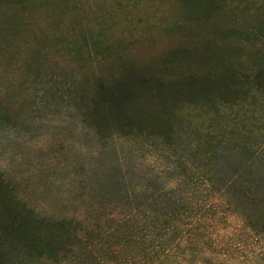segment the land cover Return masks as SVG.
Instances as JSON below:
<instances>
[{
	"label": "rangeland",
	"instance_id": "374dc122",
	"mask_svg": "<svg viewBox=\"0 0 264 264\" xmlns=\"http://www.w3.org/2000/svg\"><path fill=\"white\" fill-rule=\"evenodd\" d=\"M239 1L248 6V0ZM182 4L0 0V183L8 185L15 209L23 202L38 218L69 221L72 243L88 230L113 238L127 226L146 223L149 211L161 213L169 196H189L188 188L178 187L192 171L184 144L152 145L118 134L101 139L82 122L78 99L85 78L92 84L98 74L152 62L171 48L194 44L218 28L245 26L254 17L249 10L236 15L226 10L213 22L190 23V9ZM83 41L86 49L79 57L75 47ZM93 48L104 56L92 55ZM262 113H257L258 122H264ZM176 128L192 132L186 121L179 120ZM149 185L151 190L162 185L158 207H149ZM3 195L0 249L10 248L7 263L21 264L27 261L24 247L3 236L8 221ZM209 199L214 210L200 211L206 221L196 231H209L208 238L200 241L199 233L182 244L197 243L202 263L264 264V234L250 227V206L231 187ZM27 230L37 242L50 240L54 247L60 241L55 229L29 223ZM73 246L66 256L28 260L74 264L79 244Z\"/></svg>",
	"mask_w": 264,
	"mask_h": 264
},
{
	"label": "trees",
	"instance_id": "16d2710c",
	"mask_svg": "<svg viewBox=\"0 0 264 264\" xmlns=\"http://www.w3.org/2000/svg\"><path fill=\"white\" fill-rule=\"evenodd\" d=\"M180 1L190 9V23L213 22L226 10L235 15L249 10L254 17L245 26L218 28L194 44L171 48L152 62L98 74L92 84L85 78L78 99L82 122L101 139L118 134L152 145L184 144L192 171L178 187L188 188L189 196H169L161 213L149 211L146 223L127 226L113 238L94 230L75 235L79 248L74 264H215L213 259L199 261L197 243L182 242L199 233L200 241L208 238L209 231L196 233L206 221L200 211L214 210L209 197L230 187L252 209L250 227L264 234V122H258L257 115L264 114V0H248V6L239 0ZM75 49L81 57L85 42ZM91 52L103 55L99 48ZM179 120L192 132L178 130ZM161 186L151 190L149 185V207L159 206ZM0 192L7 196L5 182ZM12 204V198L4 196L1 207L8 221L3 236L24 247L27 261L21 264L73 251L69 221L38 218L25 203L20 209ZM29 223L55 229L60 241L54 247L50 240L37 242L27 230ZM8 252L10 248L0 249V264H9Z\"/></svg>",
	"mask_w": 264,
	"mask_h": 264
}]
</instances>
